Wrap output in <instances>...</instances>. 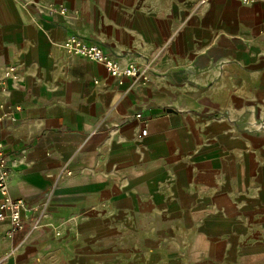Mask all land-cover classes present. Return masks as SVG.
Segmentation results:
<instances>
[{
  "label": "crops",
  "instance_id": "1",
  "mask_svg": "<svg viewBox=\"0 0 264 264\" xmlns=\"http://www.w3.org/2000/svg\"><path fill=\"white\" fill-rule=\"evenodd\" d=\"M8 64L0 264H264V0H0Z\"/></svg>",
  "mask_w": 264,
  "mask_h": 264
},
{
  "label": "built area",
  "instance_id": "2",
  "mask_svg": "<svg viewBox=\"0 0 264 264\" xmlns=\"http://www.w3.org/2000/svg\"><path fill=\"white\" fill-rule=\"evenodd\" d=\"M242 4H251L255 0H238ZM57 9L59 13H65L66 6L59 4V6H50V10ZM65 47L71 54L79 55L87 59L94 60L101 63L109 74L116 77H131L133 79L147 80L149 63L137 64L129 62L126 65H121L117 60L111 58L103 49L95 43L82 40L76 35H72L64 41ZM19 78L18 68L16 64H8L3 70V77L0 78V89L8 81H14ZM137 116H140L138 113ZM146 133V128L141 130V134ZM0 148H3L0 143ZM8 165L6 162V155L0 150V221H7L9 229L6 232L8 236L17 230L24 227L22 219V211L27 209V204L22 199H14L10 197L7 189ZM44 208L42 209V211ZM39 215L36 216L31 224V227H36L38 224Z\"/></svg>",
  "mask_w": 264,
  "mask_h": 264
}]
</instances>
